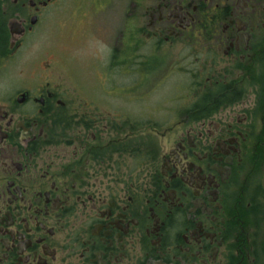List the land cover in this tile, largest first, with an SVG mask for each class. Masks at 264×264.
Segmentation results:
<instances>
[{
  "label": "flooded vegetation",
  "instance_id": "flooded-vegetation-1",
  "mask_svg": "<svg viewBox=\"0 0 264 264\" xmlns=\"http://www.w3.org/2000/svg\"><path fill=\"white\" fill-rule=\"evenodd\" d=\"M64 1L0 0V264H264V0H132L101 93L31 56ZM193 54L162 126L110 81Z\"/></svg>",
  "mask_w": 264,
  "mask_h": 264
},
{
  "label": "rangeland",
  "instance_id": "rangeland-1",
  "mask_svg": "<svg viewBox=\"0 0 264 264\" xmlns=\"http://www.w3.org/2000/svg\"><path fill=\"white\" fill-rule=\"evenodd\" d=\"M98 2H101L102 10H95ZM134 8L132 0H65L60 8L48 15L47 30L33 37L34 51L30 52L31 56L40 53L58 54V67L64 77L78 83L82 92L101 93L104 91V82H108L105 75L109 56L112 49H119L126 42L123 34ZM194 56L191 59L185 56L183 60L187 63H180L183 65L181 68L174 65L160 68L158 74L154 70L146 79H140L134 67L121 73L113 70L110 81L115 87L127 88L134 97L139 93V101L128 100L127 105L139 110L142 123L151 122V125L162 126L176 118L166 114L167 108L179 107L188 102L183 91L185 87L193 86L187 72L197 69ZM170 59L182 58L176 51ZM143 134V139L148 136L149 139H159L156 132L147 130Z\"/></svg>",
  "mask_w": 264,
  "mask_h": 264
}]
</instances>
